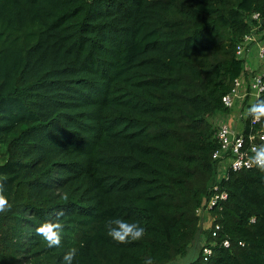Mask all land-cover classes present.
<instances>
[{
  "label": "trees",
  "instance_id": "trees-1",
  "mask_svg": "<svg viewBox=\"0 0 264 264\" xmlns=\"http://www.w3.org/2000/svg\"><path fill=\"white\" fill-rule=\"evenodd\" d=\"M255 28L264 0H0V264L185 258L216 182L211 118L229 110ZM221 186L217 245L187 264H264V171ZM117 218L144 236L114 241ZM49 222L59 249L36 235Z\"/></svg>",
  "mask_w": 264,
  "mask_h": 264
},
{
  "label": "built area",
  "instance_id": "built-area-1",
  "mask_svg": "<svg viewBox=\"0 0 264 264\" xmlns=\"http://www.w3.org/2000/svg\"><path fill=\"white\" fill-rule=\"evenodd\" d=\"M254 18L259 19L260 14L255 13ZM255 32L245 36L244 40L238 45V55L245 58L248 50L256 48L258 57L262 63L257 69L245 71L235 80L233 89L223 97L224 105L229 109L225 112L220 121L217 122L215 138L218 146L214 151L213 158L217 162L216 182L210 188V195L206 197L205 208L198 207L197 214L201 218V226L204 230L212 229L214 218H210L209 211L213 206L228 198V192L222 188L221 183L228 179L230 173L257 168L251 163V157L254 155V149L264 145V117L259 121L249 117V108L256 104V101L264 95V31ZM255 218L252 219L254 221ZM207 226H204V222ZM219 225H216L212 236L218 235ZM241 244H243L241 242ZM216 241H208V238L202 235L201 249L202 254L209 256L213 253ZM222 246L229 247L230 240L222 242Z\"/></svg>",
  "mask_w": 264,
  "mask_h": 264
},
{
  "label": "clouds",
  "instance_id": "clouds-1",
  "mask_svg": "<svg viewBox=\"0 0 264 264\" xmlns=\"http://www.w3.org/2000/svg\"><path fill=\"white\" fill-rule=\"evenodd\" d=\"M249 113L253 119L259 121L264 117V102L253 104L249 108ZM251 163L256 165L261 171H264V145L254 149V155L251 157ZM4 184L0 183V211L4 209L6 201L3 196ZM61 229L58 224L44 223L36 229V235L43 238L47 246L51 249H59L61 246L60 233ZM108 236L118 243H125L129 240H140L144 234V227L138 223H128L123 219H114L108 226ZM76 259V253H69L63 261V264H73Z\"/></svg>",
  "mask_w": 264,
  "mask_h": 264
},
{
  "label": "crops",
  "instance_id": "crops-1",
  "mask_svg": "<svg viewBox=\"0 0 264 264\" xmlns=\"http://www.w3.org/2000/svg\"><path fill=\"white\" fill-rule=\"evenodd\" d=\"M242 58H244V56L242 55ZM245 67L248 68V70H252V69H257L259 67H261L262 63L258 57V50L254 47L250 50H248V52L245 55ZM225 112H220L217 113L214 117L212 122L216 125L218 121H220V119L225 116Z\"/></svg>",
  "mask_w": 264,
  "mask_h": 264
},
{
  "label": "water",
  "instance_id": "water-1",
  "mask_svg": "<svg viewBox=\"0 0 264 264\" xmlns=\"http://www.w3.org/2000/svg\"><path fill=\"white\" fill-rule=\"evenodd\" d=\"M200 227H201V230L198 232V235H197L195 241L191 244V246L192 245H199V249H200V253H201V243H202V235H203L201 224H200ZM195 252H196V250H192L190 248V250H189V252L185 258L177 260L176 262H174L172 264H187L189 262L194 261L195 259H197L195 257ZM190 256H191V258H189Z\"/></svg>",
  "mask_w": 264,
  "mask_h": 264
},
{
  "label": "rangeland",
  "instance_id": "rangeland-1",
  "mask_svg": "<svg viewBox=\"0 0 264 264\" xmlns=\"http://www.w3.org/2000/svg\"><path fill=\"white\" fill-rule=\"evenodd\" d=\"M263 38H264V35H263ZM211 119L213 120V118H211ZM5 160H6V152H5V150L1 149V150H0V164H2L3 162H5ZM205 199H206V198H205ZM205 199L201 202V204H200V206H199V207L202 208V209L205 208V203H204ZM209 213H210V211H209ZM210 218L212 219V215H211V213H210ZM202 226H203V224H202ZM204 226H205V227L207 226V222H206V221L204 222ZM202 232H203V235L207 237V235H206L207 230L202 229ZM191 249H192V250H196V252H195V257H196V258H199V256H200L199 245H192V246H191ZM189 258H191V256H190Z\"/></svg>",
  "mask_w": 264,
  "mask_h": 264
}]
</instances>
